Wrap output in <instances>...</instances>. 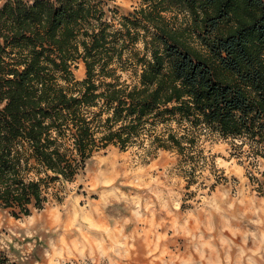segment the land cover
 Here are the masks:
<instances>
[{
  "label": "trees",
  "instance_id": "16d2710c",
  "mask_svg": "<svg viewBox=\"0 0 264 264\" xmlns=\"http://www.w3.org/2000/svg\"><path fill=\"white\" fill-rule=\"evenodd\" d=\"M111 1L0 5V208L14 217L108 145L175 152L189 176L210 163V189L225 178L203 136L229 140L247 170L264 159V0H138L108 15ZM0 264L15 263L0 250Z\"/></svg>",
  "mask_w": 264,
  "mask_h": 264
},
{
  "label": "rangeland",
  "instance_id": "374dc122",
  "mask_svg": "<svg viewBox=\"0 0 264 264\" xmlns=\"http://www.w3.org/2000/svg\"><path fill=\"white\" fill-rule=\"evenodd\" d=\"M138 4L112 0L107 13L124 15ZM73 73L85 77L82 61ZM199 149L225 178L213 189L210 163L189 176L175 152L108 145L72 181L57 182L43 209L14 217L0 208V250L15 264H115L72 251L70 242L91 227L113 237L165 241L173 255L165 264H264L257 256L264 251V195L256 189L264 182V159L247 170L246 161L231 155L229 140L215 134L203 136Z\"/></svg>",
  "mask_w": 264,
  "mask_h": 264
},
{
  "label": "bare ground",
  "instance_id": "6f19581e",
  "mask_svg": "<svg viewBox=\"0 0 264 264\" xmlns=\"http://www.w3.org/2000/svg\"><path fill=\"white\" fill-rule=\"evenodd\" d=\"M89 233L78 235L69 246L75 252L81 248L83 252L94 253L114 261L115 264H165L172 260L165 241L154 242L149 239H128L111 236L103 230L96 231L91 227ZM160 239V238H159Z\"/></svg>",
  "mask_w": 264,
  "mask_h": 264
},
{
  "label": "crops",
  "instance_id": "0c3cea01",
  "mask_svg": "<svg viewBox=\"0 0 264 264\" xmlns=\"http://www.w3.org/2000/svg\"><path fill=\"white\" fill-rule=\"evenodd\" d=\"M261 256V257H263L264 256V251L262 250V251H259L258 253H257V256Z\"/></svg>",
  "mask_w": 264,
  "mask_h": 264
}]
</instances>
